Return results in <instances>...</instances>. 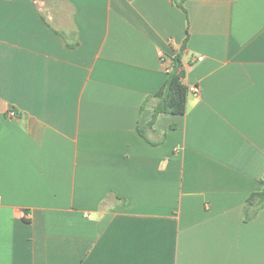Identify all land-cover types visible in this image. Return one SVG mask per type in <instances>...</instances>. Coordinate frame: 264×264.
<instances>
[{"label":"crops","instance_id":"1","mask_svg":"<svg viewBox=\"0 0 264 264\" xmlns=\"http://www.w3.org/2000/svg\"><path fill=\"white\" fill-rule=\"evenodd\" d=\"M263 177L264 0H0V264H264Z\"/></svg>","mask_w":264,"mask_h":264},{"label":"trees","instance_id":"2","mask_svg":"<svg viewBox=\"0 0 264 264\" xmlns=\"http://www.w3.org/2000/svg\"><path fill=\"white\" fill-rule=\"evenodd\" d=\"M177 4L183 9L182 2L179 1ZM182 75L180 55L177 54L172 59V66L167 78L160 88L152 96H149V99L156 100L152 107L153 120L159 113L183 114L185 112L189 93L188 88L181 83ZM260 183L261 189L248 197L245 208L250 207L257 211L264 207V180H261Z\"/></svg>","mask_w":264,"mask_h":264},{"label":"built area","instance_id":"3","mask_svg":"<svg viewBox=\"0 0 264 264\" xmlns=\"http://www.w3.org/2000/svg\"><path fill=\"white\" fill-rule=\"evenodd\" d=\"M187 88H188V92H192V93L198 92V87L195 86V85H190ZM10 114L11 115H14L15 113L14 112H11Z\"/></svg>","mask_w":264,"mask_h":264},{"label":"water","instance_id":"4","mask_svg":"<svg viewBox=\"0 0 264 264\" xmlns=\"http://www.w3.org/2000/svg\"><path fill=\"white\" fill-rule=\"evenodd\" d=\"M264 178V177H263Z\"/></svg>","mask_w":264,"mask_h":264}]
</instances>
